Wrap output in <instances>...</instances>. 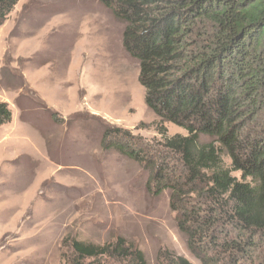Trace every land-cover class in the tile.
I'll return each instance as SVG.
<instances>
[{"label":"rangeland","instance_id":"rangeland-1","mask_svg":"<svg viewBox=\"0 0 264 264\" xmlns=\"http://www.w3.org/2000/svg\"><path fill=\"white\" fill-rule=\"evenodd\" d=\"M122 32L97 0H18L0 26V102L12 112L0 126V264H60L71 237L117 236L147 264L159 250L200 264L176 229L168 194L154 196L137 163L100 147L107 126L162 142ZM162 126L168 138L186 136Z\"/></svg>","mask_w":264,"mask_h":264},{"label":"trees","instance_id":"trees-1","mask_svg":"<svg viewBox=\"0 0 264 264\" xmlns=\"http://www.w3.org/2000/svg\"><path fill=\"white\" fill-rule=\"evenodd\" d=\"M97 1L122 24L144 104L162 130L153 146L104 127L102 151L137 163L154 196L168 194L176 229L200 264H264V0ZM17 2L0 0V26ZM11 119L0 102V126ZM164 123L186 136L168 138ZM63 246L60 264H147L122 236L71 237ZM156 264L191 263L159 250Z\"/></svg>","mask_w":264,"mask_h":264}]
</instances>
